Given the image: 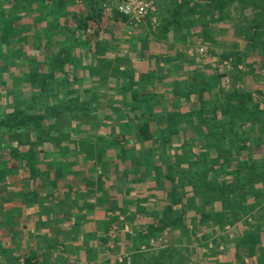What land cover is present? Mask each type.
<instances>
[{"label": "crops", "instance_id": "obj_1", "mask_svg": "<svg viewBox=\"0 0 264 264\" xmlns=\"http://www.w3.org/2000/svg\"><path fill=\"white\" fill-rule=\"evenodd\" d=\"M225 1L222 3L221 0V7L223 10L226 9L230 15L233 14L235 7L246 8V11L251 10V12H254L253 7L256 8L255 3L249 4L247 1H243L241 4L235 3L236 0ZM194 4L191 11L196 14L204 12L207 10L206 8L213 7L211 1L194 0ZM9 5L8 3L7 7ZM217 5L220 7L216 2L214 6L217 7ZM8 10L9 8H6L7 12ZM66 11L68 17H62L60 24L64 29L66 27L67 33L66 38H62L59 33H56L57 29L48 31L45 12L38 5V30L40 31L38 32V71L32 75L33 79L38 82V72L42 75V80L48 78L47 83L43 86L47 89L46 91H49L50 98L59 96L57 100H51V106L56 108L63 107L64 104H61L60 100L70 94L77 96L81 94L88 101L100 97L101 99L98 101L106 102L104 94L108 91L109 95L115 94L118 98L114 100V105L107 106L106 104L103 109H100L101 103L94 104L92 110H104L105 118L103 120L101 118L89 119L88 122L92 120L94 124H84V134L81 133L77 137H65L59 135V130L55 134L58 137H64L60 141L58 137H51L52 134L51 139L41 138V135H38V147L27 153L32 159L31 162L35 161L33 167L35 166L34 176L38 175V198L27 197L26 192L22 190L23 183L21 185L14 183L13 185L9 182L7 188L9 194L2 201L3 207L0 210V227H2L0 228V231L2 230L0 233V254L2 256L17 255L20 259L19 263L23 258L24 264L28 258H33L31 263L37 262L38 264H92V261L96 264L97 261H100L98 258L101 257L105 258V260L103 259L105 264L110 259V249L105 250L106 246L102 244L103 239L113 238L114 233L120 239L123 236L122 231L123 233L129 231L128 225H122L124 221L129 220V224L132 226V224L138 225L141 215L152 219L153 210L151 207L155 202H163L162 199L165 197L162 193L165 181L146 178L148 169L153 167L147 162L151 159V155L155 157L160 153L162 163L168 156L172 158L176 156H172L170 151L156 150L155 145L161 139L160 137H163L162 141L166 139L158 129L164 126L169 127L170 120H174L178 113H193V116H183L178 121L184 127H196L198 130H194L195 132L190 135L197 140L202 139L204 133L207 134L209 129L207 125H204L202 119L197 118L198 115L200 116L198 111L202 106L201 100L204 99L206 102L204 106L208 111V117L213 114L215 118L219 108L215 92L222 89L224 90L223 96L228 93L224 88L225 85H218V76L212 67V57L207 56L204 59L188 55L177 57L180 52H176V54L175 50L184 49L188 43L185 36L177 38L176 41H173L172 38L174 34L176 37L178 33L173 29L176 21H179L176 15L178 12L173 11L172 15H175L168 19L170 22L161 30L162 33H153L151 23H148L145 26H140L137 30L130 29V37L121 32L129 29L130 18L127 22H122L116 18L115 12H113L116 26L106 24L103 27L105 23L103 21L102 25L89 28L92 31H87L84 35L88 38L87 41L83 39L78 43L74 41V34L70 31L77 27L73 19L76 12L70 8ZM77 13H81L84 19L90 15L83 11ZM4 15L5 13H2L0 16ZM1 17L0 21H2ZM26 21L20 22L18 29L36 30L32 22ZM216 25L218 26V24ZM39 27H44L45 31L41 32ZM98 31L99 34L96 35ZM193 31H201V29L197 28ZM235 31L232 36L229 35L231 40H239L238 37L243 34L240 31L235 34ZM77 33L79 32L77 31ZM186 37L188 36L186 35ZM195 38H199L197 41L202 42L201 34L195 35ZM231 40L229 43L232 44L236 41L232 42ZM128 44L130 55L128 54ZM64 47L72 48V50L76 48V53L71 55L72 51L66 50V53L62 55L60 52ZM45 50H48L49 54L47 51L44 52ZM229 53L233 52H226V54ZM231 59L234 60V58L228 60ZM50 61L52 64L49 63ZM39 64L41 66L49 64L50 75L41 73ZM128 68L131 70L129 75L126 73ZM73 69L74 71H72ZM112 69H114V76L111 72ZM116 70H120V72H116ZM64 72L68 73L64 75ZM73 77L76 78L75 84L68 83L67 80L72 81L70 79ZM107 79V84H110L108 90L106 89ZM125 80L127 83L124 84ZM34 86L38 87L36 84ZM58 86L59 88H56ZM114 86L119 87L114 90L116 93L113 92ZM127 86L131 87L129 91L136 94H157L158 103L151 102L149 107L146 106L155 114V118L150 121L152 135L150 134V139H144L143 145L140 144L143 140H140L142 136L138 132V127L141 124L125 114L127 108L122 102V96L125 95L122 88ZM60 87L64 89L61 90ZM172 88L177 89L179 95H173L170 91ZM181 90L184 93L190 92L191 95L182 97ZM38 95L42 96L39 88ZM206 95L210 98L207 99ZM81 96L79 103L76 102L80 106L85 103H82L84 99ZM178 98L189 100V105L177 103ZM66 100L67 107L68 105L72 107L71 102L74 98L71 99L69 96ZM45 103L42 102L43 105ZM101 122H103V128L108 129L107 133L110 136H108V140L98 141V150L100 149V151L96 152L95 145L90 139L103 135L100 133ZM77 124L79 123H72L70 127L73 128ZM127 126L131 129L129 133L125 131L127 137L119 139L129 142L124 152H131L133 156L123 155L122 158L124 147H112L110 144L118 142H115L113 138L117 129ZM209 126L214 125L212 123ZM219 131V128L212 131L215 132L212 137H217L220 134ZM122 132L124 131L122 130ZM177 138L180 140V134ZM64 140L66 142H63ZM187 140L188 138L184 139V141ZM60 142H62V146ZM144 144H151L150 147L153 145V150L149 152V147L144 148ZM102 145L104 150H102ZM13 154V159H15L19 152L14 151ZM5 155L7 156L8 153L5 152ZM32 186L34 187V183ZM116 224L119 226L115 232ZM131 228L133 230V226ZM259 252L262 251L258 250L257 252L256 250V255H260ZM10 259L14 262L12 258Z\"/></svg>", "mask_w": 264, "mask_h": 264}, {"label": "rangeland", "instance_id": "obj_2", "mask_svg": "<svg viewBox=\"0 0 264 264\" xmlns=\"http://www.w3.org/2000/svg\"><path fill=\"white\" fill-rule=\"evenodd\" d=\"M121 1L122 0H96L92 4H86L83 3L82 0H76L73 4L68 3V7L64 9L60 8V12L66 11L68 8L74 9L76 14L77 12L83 11L85 14L90 13L93 16L95 12H99L103 14V21L105 22L103 27L106 24H114V26H116L113 20V12H115L117 4ZM141 1L149 3L154 7V10L149 12L143 19H138L137 17L130 18L129 29H125L121 32L130 37V29L137 30L140 26L151 23V30L153 33H162L161 30L170 22L168 19L175 15H172L173 11L178 12L176 15L179 21H176L177 23L173 29L180 34L177 33L176 37L174 34L172 38L173 41H176L177 38L180 39L185 36L184 38H186L188 43L184 49L175 50V53L180 52L177 57L181 58V55H188L190 57L197 56L202 59L207 56L212 57V67L217 74L216 76H218V85H225L224 88L227 92L236 88V90L248 92L253 98L252 102H249L250 111L246 114H236L235 117L226 112L227 105L224 103L225 101L223 100L220 102L218 115H216L215 118L213 114L208 117V119L213 122V125H218L220 128V134L215 138L212 137L213 140L215 141L217 138L222 139L224 148L230 153L228 160H230L233 166H237L248 158L251 159L252 163H254L253 161L260 162V160H263L264 0H236L235 3L237 4H241L243 1H247L249 4L255 3L256 8L253 7L254 12H251V10L246 11V8L240 9L235 7V12L233 11L232 15L228 14L226 9L223 10L221 7L222 4H220L221 0H202L213 1V7L209 9L206 8L207 10L198 12L197 14L191 11L193 5H195L194 0ZM224 1L225 0H222V3ZM38 2H41V0H0V15H2V13L6 15L3 17L0 16L2 18V21H0V119L12 118L16 115L21 117L38 116V114L46 110V108H52L51 100H57L59 97L51 96L52 98H50L49 92L42 94V96L38 95V87L34 86L35 84L38 85V82H36L32 76L34 72L38 71V32H40L38 30V5H40ZM216 2L220 7H218V5L217 7L214 6ZM8 3L10 5L7 7ZM6 8H9L8 12ZM30 12L33 13L30 14ZM80 18L81 21L85 20L84 16H80ZM26 20L32 22L36 30L27 28L18 29L20 22H27ZM71 24L73 25V23ZM88 24L89 28L96 27L90 20H88ZM216 24H218V26ZM7 27L8 29H6ZM123 28L125 27L123 26ZM197 28H200L201 31H193ZM40 30L42 32L44 27L40 28ZM233 30H236L235 34L239 33V31L243 33L240 35L241 37H238L239 40H231L229 37V35L232 36L234 34ZM88 31H92V29ZM133 32L134 31H132V33ZM198 34H201L202 42L197 41L199 38H195V35ZM186 35L190 38L186 37ZM159 36H157V38L161 39ZM245 38L250 40V42H247ZM3 39H6V41H3ZM152 39L155 40L156 38ZM230 40L232 42L233 40L236 41L232 44L229 43ZM48 50L44 52L47 51L49 54ZM231 51L233 53L238 52L243 57L238 58L235 56L234 60H222V56L225 55L226 52ZM130 53L128 44V54L130 55ZM128 58L131 59V57ZM39 66L41 73L50 75L48 65L41 66V64H39ZM11 68L13 69L11 70ZM130 71L129 68L126 70L127 75H129L128 73ZM111 72H113L114 76V69H112ZM221 74H225L222 79L219 78ZM107 83L108 79L106 80V89L108 90L110 84ZM125 83H127L126 80L124 84ZM56 88H59V86ZM118 88L119 87L114 86L113 92L116 93L114 90ZM60 89L63 90L64 88L60 87ZM69 96L71 99L74 98L71 105L78 106L76 102L79 103L81 94L79 96L70 94L67 97ZM104 97L106 98V102L98 101V99H101L100 97H96L93 100L89 99L88 101L84 99V96H81V98L84 99L82 103L85 102L84 104L80 103L82 104L81 106H88L91 108L88 112L86 111L87 113H85V116H81L76 112L69 113L68 111H63L59 113V117L42 126V130L46 134L49 133L48 135L58 133L60 130V136L77 137L81 134L84 124H94L92 120L88 122L89 119L101 118V120H103L105 118L104 110L98 111L97 107V110H92L95 103L97 105L101 103L99 106L100 109H103V107H106V104L107 106L109 104L114 105V100L118 98L115 94L109 95L108 91L104 94ZM66 98H62L60 102L67 107V103H65L67 102ZM206 98L209 99L210 97L206 95ZM176 101L186 106L189 105V100H181V98H178ZM42 102L46 103L43 105ZM251 112H256L254 123L252 121H246L249 116L248 114ZM110 113H112L111 110ZM241 115H244V117L241 118ZM197 118L201 120L199 115ZM180 119H182V117L174 118V120H170L169 127H160L158 130L161 134L165 135V140H169L170 143L179 146L184 144L188 151L186 156L192 158L191 155L196 152L192 153L191 151L195 149L197 152L200 151L203 138L200 140L193 138L190 134L198 129L194 126H188L189 128L184 127V125L178 121ZM57 120L58 122H56ZM72 123H79L80 125L77 124L72 128L70 127ZM101 123L100 133L103 135L96 136L95 139H90L92 140V144L95 145L94 150L96 152L100 151V149L98 150V141L108 140V136H110V134L107 133L108 129L103 128V122ZM220 125L224 126L226 131H221L222 128ZM213 128H211V130L216 131V127ZM179 134L180 140L177 138ZM37 138L38 130L36 131L31 128L25 130L20 128L0 129V210H2L3 207L2 201L4 198L6 199V195L9 194L7 191L9 182L13 185L14 183H17V185L23 183L22 190L26 192L25 195L30 198H38V175L34 176L35 166L33 167L35 161L31 162L32 159H30L27 154L29 151H33L38 147L39 143ZM58 138L60 141L64 137ZM160 138L159 141L164 142L162 141L163 137ZM186 138H188V140L184 141ZM63 142H66V140ZM60 145H63L62 142H60ZM147 146L150 148L151 144H144V148ZM102 150H104L103 145ZM14 151L19 152V155L15 159H13ZM5 152L8 153L7 156ZM126 155L130 157L133 156V153L128 152ZM172 156H174V154ZM176 156L173 158L168 156L166 160H163L162 165H160V174L169 171V175L172 176V178L179 179L180 181L173 183L167 180V182H165L162 191L165 197L162 199L163 202H155L151 207L153 210V214L151 215V217H153L152 219H147L141 215L138 225L132 224L133 230L131 224H129V220L124 221L122 225H128L129 229L127 227L125 228L131 232L128 231L127 233H123L122 231L121 234H123V236H121L120 239H118L115 233L113 238H106L107 243L105 245V250L110 249L109 264H131L130 262H134L135 264H154L155 260L161 258H165V264H235L234 258L244 251L243 249L241 251L239 249V252L236 253L238 251L237 245L240 243L239 235L244 234L243 231H245L246 228H253L256 232L258 230V225L260 228L264 227V198H262L264 197V182L263 184L256 185L253 189L256 191V196L250 195L252 197H248L246 200L247 203H244V207L238 206V208H236L235 206L228 205L227 202H222L221 206L216 204L213 200L212 203L207 205L204 201V196L213 198L211 197L214 195L213 192L220 194L218 191L223 185L211 184L213 188L209 190L211 192L208 194V192L205 191L204 183L208 181L219 183L221 180H224L225 176H228L227 173L232 170H229L227 167H224V169L215 168L211 170L212 173L209 177L205 178L206 175L204 176L203 174L202 176L201 173H197L198 171L196 168L186 163L187 157L185 155L180 157ZM153 157L154 156L151 155V159ZM199 158L204 160L206 159V155L203 153ZM242 158H244V160ZM151 159L147 160L148 164L151 162ZM144 160L146 161V159ZM221 160L222 159H218L217 161L222 166L224 163ZM199 170H203V164H200ZM258 172L261 173V171ZM243 173L242 171L241 174ZM204 180L208 181L206 182ZM227 180L231 182L230 179ZM33 183L34 187L32 186ZM207 184L209 185V183ZM229 193L230 192H227V194ZM218 201L221 202L222 199H218ZM203 214H209V217L201 220ZM165 222L169 224V227L160 231ZM118 226L119 224H116L114 228L115 232ZM1 232L2 230L0 233ZM149 234H154V236L149 238L147 237ZM256 250L257 252L261 250L262 252H259L260 255L257 254V256H262V258H264V243L259 244ZM246 257L247 255L243 258L246 259ZM10 258H12L14 262H12ZM101 258H98L100 261H97L96 264H104L103 261L105 258ZM22 259L21 263H19L20 259H18L17 255L2 256V254H0V264H24V259ZM91 263L95 264L94 261ZM32 264L38 263L35 262Z\"/></svg>", "mask_w": 264, "mask_h": 264}, {"label": "trees", "instance_id": "obj_3", "mask_svg": "<svg viewBox=\"0 0 264 264\" xmlns=\"http://www.w3.org/2000/svg\"><path fill=\"white\" fill-rule=\"evenodd\" d=\"M76 0H41V2H38L39 8L44 10L45 12V20L48 23V28H49V32L52 31L54 28L57 29L56 33H59V36H61L62 38H66V27L64 29V27L61 26V18L62 17H68V12L67 11H63L60 12V8H66L68 7V3L73 4ZM83 3L86 4H92L94 3L96 0H82ZM211 3H214L213 1H211ZM226 5V3H225ZM66 15V16H65ZM82 14L81 13H77L76 15L73 16V19L78 26L75 28V30H70L72 34H74V41L78 42L79 40H85L87 41L88 38L85 37L84 35H86L85 33H87V31L89 30V24H88V20H90L93 24L95 25H102L103 23V14L101 13H96L92 16L91 14L89 16H87L85 18V20L81 21L80 16ZM115 16L116 18H119L122 22H127L128 21V17L126 16H122L120 15L117 11H115ZM82 17V16H81ZM70 18V17H69ZM66 23V22H64ZM8 29V27L6 28ZM5 29V30H6ZM77 31L79 33H77ZM48 32V33H49ZM99 34V31L97 32L96 35ZM49 38V37H48ZM248 38V37H247ZM246 39V38H245ZM247 42L250 40L246 39ZM79 43V42H78ZM66 50H70L72 51L71 55H73L74 53H76V48L74 50L65 48L62 50V55H64L66 53ZM241 58L243 57L240 53L238 52H234V53H229L223 56V60H228L229 58ZM50 64L51 61L49 62ZM49 65V64H48ZM51 66V65H50ZM51 70V68H50ZM74 71V69L72 70ZM54 72V71H53ZM116 72H120V70H116ZM122 72V71H121ZM68 72H64V75H66ZM53 74V73H52ZM63 75V76H64ZM72 76V74H71ZM225 74H221L220 78H224ZM42 75L38 72V88L39 90L42 92V94H45L49 91H46L47 89L43 86L44 84H46L48 78L46 80H42ZM48 77V76H47ZM55 79V78H54ZM70 79V78H69ZM72 81L67 80L68 83L72 82L73 84H75V80L76 78L73 77V79H70ZM41 83V85H39ZM40 86V87H39ZM131 87H123V95L122 97V102L125 104L124 106L127 108L126 110V115L128 117H132L134 120H136L138 123H140L141 125L138 127V132L140 134V136H142L143 142H140L141 145H143L144 141L147 139H150V121H152L151 119L155 118V114H153L152 111H150L146 106L149 107V103H158V100H156V93H149L148 94H136L133 93L130 90ZM208 89V87L206 88V90ZM205 90V92H206ZM172 92V94H178V90L172 88L170 90ZM204 92V93H205ZM217 92V91H216ZM215 92V98L217 101V105L220 104L221 101H225L224 103H226L227 105V109L226 112L229 114H232L233 117H235L236 114H246L247 112L250 111V106H249V102H252L253 98L252 95L248 92H244V91H239V90H231L229 91L225 96H223V92L224 90L220 89L218 90V92ZM181 96H190V92L184 93V91H180ZM203 93V94H204ZM179 95V94H178ZM125 99H127L125 101ZM203 99V98H202ZM205 100H201V107L200 110L198 111L201 119L203 120L204 125L208 126L209 132L207 134L204 133V137H203V141L201 144V148L200 151H196L193 150L191 151L192 153V158L190 156H186L185 153H188V151L186 150L185 145H175L173 143H170L169 140H164V142H160L158 141L155 145V148L157 151H170V153L177 155L176 157H180L183 154L187 157V162L185 160L186 163L189 164V166L191 165V167H194L197 169V173H201V175L204 176L206 175L205 178L209 177V175L212 173V169L214 170L215 168H223L227 167L229 170H232L231 172H228V176H225L224 180H221L219 183H213L214 181H208V180H204V181H208L207 183H209V185L207 183H204V187H205V191L208 192V194L211 192L209 190H211L213 187H211L212 185H223V187L220 188V190L218 191L220 194H216V192H213L214 195H212L211 197L213 198H209L207 196H204L205 198V203L207 205H209L210 203H212V200L215 201L216 204H219L222 206V202H227L228 205L231 206H235L236 208H238V206L244 207V203H247V199L250 195L252 196H256V191L253 190L256 185L259 184H263L264 182V159L260 160V162H255L254 163L251 162V159L248 158L246 160H244V158H242L244 161L242 163H239L237 166H233V164L231 165L229 157H230V153H228V150L226 148H224L223 144H222V139L221 138H217L214 140H212V136H214V133L212 132L211 128L216 127L219 128L218 125L217 126H209L210 124H212L213 122H211V120L208 119V111L205 109ZM89 110V107H82L80 105L78 106H70L68 105V107H61V108H56V107H48L46 108V110H43V112L39 113L38 116H19L16 115L15 117L12 118H4V119H0V129H17L20 128L22 130L25 129H35L36 131L38 130V135L40 134L41 138H45L47 137L48 139H51V137H58L57 134H52L48 135L49 133H45L42 129V126H44L45 124H48L49 121H51L52 119H56L57 117H59V113L60 112H65L68 111L69 113L71 112H76L77 114L81 115V116H85V113H87ZM87 111V112H86ZM197 112V113H198ZM147 113H149V115H147ZM193 116V113L190 114H180L178 113L177 117H183V116ZM248 119L246 121H252L253 123L255 122L254 117L256 116V112H251L248 114ZM241 118L244 117V115L240 116ZM80 125V124H79ZM221 126V125H220ZM75 127V126H74ZM54 128V127H52ZM221 130H225L224 126H221ZM214 129V128H213ZM220 129V128H219ZM122 130L124 132H122ZM129 126L127 127H123L118 128L116 131V134L113 136L114 141L117 142L114 144L111 143L110 145L112 147H124L123 153H122V158L123 155L125 156L127 153L124 152L127 145H128V141H121L119 138H126L127 136H125V131H127L129 133ZM120 131V132H119ZM226 131V130H225ZM81 133H85L84 130H81ZM131 133V132H130ZM152 135V134H151ZM51 136V137H50ZM116 138V139H115ZM47 139V140H48ZM120 141H119V140ZM145 139V140H144ZM217 141V142H216ZM80 144L82 145V143L80 142ZM80 145V146H81ZM154 146L150 147L148 150L149 152H151L153 150ZM233 150V149H232ZM121 153V152H120ZM203 153L206 155V159H200L199 157L201 155H203ZM234 153V152H233ZM160 153H158L154 158L151 159L152 162L149 163V165H154L153 167L151 166V168L148 169L147 174H146V178L152 180V179H161L165 182H167V180L172 181L173 183L180 181L179 179L176 178H172V176H170L169 171H167V173H162L160 174V165H162V162L160 161ZM189 155V154H188ZM177 159V158H175ZM218 159H222L221 161L224 163V165L221 166L220 163H218ZM177 161V160H176ZM218 163V164H217ZM252 163V164H251ZM200 164H203V170H199L200 169ZM221 166V167H220ZM222 169V170H223ZM220 170V169H218ZM242 171L244 172L243 174ZM258 171H261V173H259ZM211 177V176H210ZM222 177L224 178V176L222 175ZM220 178V177H219ZM201 179V178H200ZM204 179V178H203ZM227 179H230L231 182H229ZM226 180V181H225ZM227 192H230L229 194H227ZM221 195V196H220ZM245 196V197H244ZM250 196V197H252ZM215 197V198H214ZM264 198V197H262ZM218 199H222L221 202L218 201ZM239 200V201H238ZM264 200V199H263ZM242 201V202H240ZM230 203V204H229ZM232 212H234L233 210H231ZM209 214H203V216L201 217V220L208 218ZM169 224H167L166 222L164 223L163 227L160 229V231H163L164 229L168 228ZM244 234L239 235V240L240 243L237 245L238 251L236 253L239 252L243 249L244 251L241 252V254L239 253L238 256H236L234 258V263L235 264H264V258H262V256H257L256 255V247L259 244H263L264 243V227L260 228L258 225V230L255 232L253 230V228H246L245 231H243ZM154 234H149L147 237L151 238L153 237ZM107 240H103L102 244L106 245ZM264 251V250H263ZM247 255L246 259H244L243 257ZM33 258H28L25 261V264H32ZM165 258H161V259H157L155 260L154 264H165L164 263ZM127 262V261H126ZM131 264H135L134 262H130ZM105 264H109V260L106 261Z\"/></svg>", "mask_w": 264, "mask_h": 264}, {"label": "built area", "instance_id": "obj_4", "mask_svg": "<svg viewBox=\"0 0 264 264\" xmlns=\"http://www.w3.org/2000/svg\"><path fill=\"white\" fill-rule=\"evenodd\" d=\"M153 10V6L141 0H122L115 9L122 16L137 17L138 19H143Z\"/></svg>", "mask_w": 264, "mask_h": 264}]
</instances>
